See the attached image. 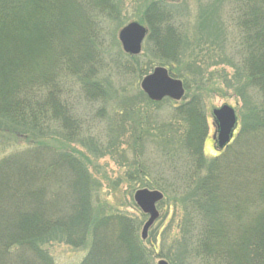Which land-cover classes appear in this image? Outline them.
<instances>
[{"label":"rangeland","instance_id":"374dc122","mask_svg":"<svg viewBox=\"0 0 264 264\" xmlns=\"http://www.w3.org/2000/svg\"><path fill=\"white\" fill-rule=\"evenodd\" d=\"M33 1L20 7L21 16L17 13L0 23V51L5 52V59L0 58V167L36 157L38 165L49 170L58 154L74 151L80 159L77 175L86 176L83 189L88 191L91 219L86 223L66 213L68 197L74 203L81 191L75 182L63 184L67 173L61 170V178L51 180L56 187L32 189L36 203L50 193L52 198L54 191L61 197L45 207L47 215L55 210L43 217L49 226L33 229L35 245L42 247L36 248L43 253L36 256L27 244L17 245L13 256L8 254L11 263L83 264L91 249L94 252L104 242L110 248L117 243L113 251H120V237L127 235L147 249L150 264L161 259L169 264H216L212 255L203 256L199 243L195 258L186 257L184 250L195 252L194 240H201L204 226L212 220L206 217L207 209L212 216L223 210L227 215L225 191L237 196L239 204L233 210L239 213H232L223 231L232 246L237 239L240 252L246 253L249 246L244 254L249 264V257L259 259L250 247L257 241L264 254V160L259 156L264 153V125L252 126L259 119L255 121L252 112L255 101L264 109V88L261 82L253 83L237 92L234 69L225 61L229 56L234 62H264V0H60L61 21L54 25L45 9L29 8ZM52 1L41 0L39 6ZM241 20L251 31L249 41ZM132 21L148 29L137 59H130L119 40V31ZM31 29L41 34L25 51L24 37ZM257 34L259 45L254 49L250 44ZM157 66L183 80V98L155 101L142 90V79ZM43 77L49 78L48 84L34 83ZM46 86L56 93L48 97ZM22 96L27 103L13 109L14 98ZM193 97L196 111L190 106L181 110ZM225 104L235 108V134L245 126L239 152L257 150L256 158L252 152L242 158L250 167L259 160L255 169L226 168L219 163L222 159L210 162L220 153L218 140L212 138L214 132L218 136L213 111ZM208 184L218 194H207ZM22 188L14 190L16 197L22 196ZM140 188L164 195L156 203L160 215L146 240L142 231L149 215L134 199ZM68 214L71 221L64 218ZM107 214L112 216L99 221ZM21 228L20 222L13 225L14 231ZM210 245L209 252L218 253L219 246ZM223 251L225 264L230 256Z\"/></svg>","mask_w":264,"mask_h":264},{"label":"trees","instance_id":"16d2710c","mask_svg":"<svg viewBox=\"0 0 264 264\" xmlns=\"http://www.w3.org/2000/svg\"><path fill=\"white\" fill-rule=\"evenodd\" d=\"M40 1L41 0H34L33 2L29 3V6H30L29 8L34 9V10L39 9V8L45 9L47 16L50 18L49 23L52 25L61 21V14L58 11L59 9H61V6H59L61 5L60 0H55V3L54 1H52L51 3H48L47 5H44V6H39ZM25 3L27 4L28 0H0V23L4 22L6 18L7 19L13 18V16L17 13L20 14V12L18 11L21 6L26 5ZM154 3L155 2H153V4ZM67 6H68V3H67ZM1 17L3 18V20H1ZM29 21L30 23L33 22L32 20H29ZM26 22H28V19L26 20ZM239 25H241V29L243 30V33H245L244 36L248 40L251 31H249L248 26H246L247 28L245 29L244 25L242 24V20L239 21ZM0 30H1V26H0ZM31 30H32V34H26V37H24V40L26 41V46H27V47L25 46L23 49L25 51H26V48H29L28 42L36 39L37 37H40V34H41L35 31V35H34L33 34L34 30L33 29ZM44 33L46 36H48L47 30ZM250 43L251 42H249L248 44ZM250 45L254 49L258 48V45H259L258 34H257V39L254 45L252 44ZM129 57L130 59H137V56L129 55ZM0 58L5 59V52L3 53L2 50L0 51ZM226 60H227L228 66H231L234 69L235 78H236V82H237L238 89H239V90H236L237 92L243 91L244 86L249 85V84L252 85L253 83L254 85H256V83L260 84L261 82L264 88V62H262L261 64H255V65L253 62L250 61V59L246 63L243 60H238L237 62H234V60L230 58L229 56H227ZM48 79H49L48 77H43L41 81L35 79L34 83L42 82V85L44 86L45 84L49 83ZM94 85L95 84L93 83L92 86ZM47 88H48V97H49L54 92L53 90L54 88H50V86H48ZM240 88L242 89L240 90ZM241 96L242 94L240 95V97ZM194 99L195 98L193 97L189 102L185 103L181 107V110L182 108L189 107V106L192 108V110H195L196 101ZM14 100L16 104L13 109H16L17 106L19 107L20 103H23V104L27 103V100H24L23 96L21 98L16 97L14 98ZM253 104H257V105H253L254 109H253L252 114H254V119L255 121L258 118L260 119V120L259 119L257 120L259 121L260 124L257 123L256 121L252 125L254 126V128H256L257 125L258 126L264 125V121H263L264 120V109H262L260 103H256V101ZM8 108H9V104L7 105V109ZM54 113L55 112H53V114ZM241 127L242 128L240 132L236 135L235 140L225 148L222 154H220L219 156H215L214 159H212L210 162L212 163L219 162L220 159H222V161L219 163H223V165L225 164L224 166L226 168L228 165H233V166L239 165V169H243V168L255 169L256 167L259 166L258 165L259 160L256 161L257 162L256 165L250 167L249 165L245 164V161L242 159L244 156V153L246 152H252L253 154L252 157L256 158L257 150H245V151L243 150L239 152L238 148L241 145H243L242 137H240V133L242 134V131L245 127L244 124H241ZM70 139H72V135L69 136V140ZM35 153L39 154L40 151H38L37 149L35 150ZM74 153H75L74 151L70 152L68 150L65 152H61V154H58L57 157L53 159L51 163L49 164L51 165V169L49 170H45L43 166H39L38 162L36 161V157L32 160H27L23 162L18 161L19 163H17L16 165L14 163H11V166L9 168H7L6 165H2L0 167V264H12L10 260H12L13 257H8V254L10 252H13L14 246H17V245L27 244L26 245L27 249L29 248V250H31L30 252L34 253L36 256L40 253H43L42 252L43 250L40 251L39 249L36 248L37 245H35L36 242L33 240V238L35 237L37 233H34L33 229H36L38 231L40 229H46L49 226V221L43 220V217L52 215L55 210L53 209L47 215L45 211V207L46 205H50L51 202L57 196L58 198H61V197L59 196L60 192L58 193L57 191H54L56 195L52 196V198H50L51 197L50 196L51 193H50L48 197L46 198L47 200L45 199V200H42L40 203H36L34 201H35V197L37 194H34L32 189L34 190L38 189L39 190L38 192H40L41 189H43L44 191L46 187L51 188V189L56 187V185L51 184V180L54 177H57L58 179L61 178V170L67 173L66 178L64 177L63 184L69 187L68 186L69 184H71L72 182H75L77 183L78 186H80V191H81V196L78 195V198L75 200L74 203H72V199L68 197L67 199L68 202H65L68 205L66 213L73 212L74 218L75 217L79 218L80 220H83L86 223L90 222V219H91L90 206L91 205H90V201L87 196L88 191L87 190L85 191L83 189L84 187L83 185L87 187V185L85 184V180H84L86 176L85 174L84 176L77 175V174H80L81 170L79 169V166L76 164L77 163L76 161H80V159L76 157ZM259 156L261 157L260 160H264V153H262ZM210 167L211 166H209V168ZM45 168H47V165L45 166ZM217 171L223 172V167ZM44 177H48L47 179L50 181L46 182ZM208 186H209V191L208 189L206 190L207 194L209 193L212 195L218 194V192L214 193L215 188L213 189L209 184ZM20 188H22L24 192H22V196L16 197L14 190L15 189L19 190ZM10 189H13L14 194L13 192L10 191ZM23 193H26V195H23ZM224 195L228 199L225 201V204L228 205V209H226L227 215H226L225 210H223V212H218L216 216H212L211 215L212 210L207 209L206 217H209L212 220L211 222H209L210 224H207L208 226H204V229L202 231L201 240L200 241L194 240L195 252L184 250V255L186 257L188 255L193 256L195 258L196 254H199V251L197 249V245L199 243L201 244L200 250L204 251L203 256L212 255L216 264H223V254H221L220 252L221 248H222V252H224L223 250L225 251L227 250V253L225 255L230 256L228 258L229 261L226 262L225 264H249L247 262L246 256L244 255V254L249 253L247 252V250L250 251V249H248L249 246H247L246 248V253L240 252L241 248L237 245V239H235L237 246L235 245L236 248L234 249L235 246L231 245L230 240H229V234L226 233V231H223L224 226L227 229L229 228L231 224L232 213H236V217L239 213V211L237 212L236 210H233L239 204V200H237V196L236 195L230 196L227 191L224 192ZM57 201L55 200L56 203ZM53 203L54 201L52 202V204ZM111 216L112 215L107 214L103 218H100L99 221H102L105 218H108ZM64 218L66 221H71L69 214L68 216H64ZM16 222H20L23 225V228H21L18 231H14L13 225ZM262 223L263 222L261 221L260 226H259L260 227L259 233H261V230H262L261 227H263ZM35 225L36 227H34ZM188 229H189V232L192 233L191 229L190 228ZM241 231H242V228H239L234 233L235 237L239 236ZM213 233L217 235L214 238H213ZM243 233L245 234L246 232H243ZM204 235H208L207 239L203 238ZM211 242L212 244H214V246H219L220 250H217L218 253L215 251L209 252V249H210L209 245ZM112 245L113 247L110 248L104 242V245L102 247L99 246V249H102V251L99 250L96 245L97 249L94 252H93V249H91L90 255L88 256L86 261L83 262V264H150L151 255L149 259L146 258L145 251H147V249L141 247V245H139L137 242H133L132 240H130V238L127 235L120 237V251H113L117 248L118 246L117 243L112 242ZM255 245L258 246L256 249H255ZM37 247H41V246H37ZM250 248L252 250L251 253L256 255L255 252H257L260 255L259 259L249 257L250 260L252 261L250 264H264V254L260 253L258 242L256 241V244L253 243ZM206 250L208 251L206 252ZM139 251H141L140 255L143 257L138 256ZM14 252L12 253V256ZM105 252L107 253V259L109 260L110 263H107L106 262L107 259H104ZM234 253H236L238 257L233 258ZM93 255L94 257H92ZM203 256L199 255V257L197 258L202 259ZM204 262L209 263L211 261L206 260ZM20 264H24V263H20ZM210 264H213V263H210Z\"/></svg>","mask_w":264,"mask_h":264},{"label":"water","instance_id":"95a60500","mask_svg":"<svg viewBox=\"0 0 264 264\" xmlns=\"http://www.w3.org/2000/svg\"><path fill=\"white\" fill-rule=\"evenodd\" d=\"M146 33L147 28L136 21L124 26L119 31V38L124 50L131 54H139L142 50V43ZM141 88L155 101L162 100L165 97L179 100L185 94L182 80L172 77L168 69L164 66H157L150 74L146 75L142 79ZM214 115L220 127L219 146L223 147L230 140L232 130L235 127V110L229 105H223L220 108L214 109ZM163 196L161 191L148 188L137 189L134 193V199L137 205L143 212L149 214V218L144 224L142 231L143 239L147 238L150 227L160 215L156 203L162 200ZM157 264L169 263L161 259Z\"/></svg>","mask_w":264,"mask_h":264},{"label":"flooded vegetation","instance_id":"af4514ba","mask_svg":"<svg viewBox=\"0 0 264 264\" xmlns=\"http://www.w3.org/2000/svg\"><path fill=\"white\" fill-rule=\"evenodd\" d=\"M141 53V52H140ZM139 53V54H140ZM139 54H136V55H131V56H137V55H139ZM225 63H227L226 61H225ZM227 65H228V63H227ZM237 127V126H236ZM236 132V131H235ZM235 132H234V134H235ZM215 137H217V135H215V132L213 133V136H212V138L213 139H215ZM235 140V137L233 138V141ZM223 150V149H222ZM218 152H220V149H218Z\"/></svg>","mask_w":264,"mask_h":264}]
</instances>
